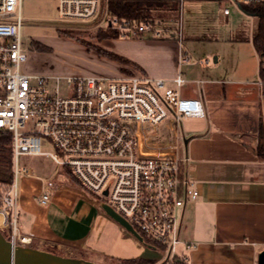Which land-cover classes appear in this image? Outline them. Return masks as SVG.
Listing matches in <instances>:
<instances>
[{"label": "built area", "instance_id": "built-area-1", "mask_svg": "<svg viewBox=\"0 0 264 264\" xmlns=\"http://www.w3.org/2000/svg\"><path fill=\"white\" fill-rule=\"evenodd\" d=\"M65 21L102 17L120 37H178L183 31L158 26L153 19H119L108 13V0H54ZM238 4L262 0H234ZM230 9L225 8V13ZM22 0H0V130L12 134L13 182L0 204L2 226L19 236L20 176L37 177L42 205L52 202L60 177L73 174L82 187L108 203L144 237L156 241L172 264L191 242L182 238L183 213L200 191L188 173L183 120L204 116L199 97L185 96L181 71L168 86L142 72L117 75L42 74L25 70L29 51L23 40ZM191 61L182 50L180 64ZM45 142L54 150L44 151ZM50 156L48 177L34 173L33 157ZM107 192V193H105ZM29 238V237H28Z\"/></svg>", "mask_w": 264, "mask_h": 264}, {"label": "crops", "instance_id": "crops-1", "mask_svg": "<svg viewBox=\"0 0 264 264\" xmlns=\"http://www.w3.org/2000/svg\"><path fill=\"white\" fill-rule=\"evenodd\" d=\"M240 25L228 41H249L254 47L252 34L256 26L246 30L249 40H241L234 37ZM127 38L132 40L123 44L126 48L119 51L122 55L139 63L144 74L163 78L169 86L175 85L173 78L181 71L188 82L183 94L199 97L204 106V116L193 117L196 123L191 129L183 122L190 156L188 173L200 194L184 210L181 235L191 246L181 245L180 252L189 264H258L259 253L264 250V160L257 155L259 125L264 117L260 54L254 47L256 75H237L240 66L226 61L221 54L214 56V69L222 62L215 75L202 68L184 75L183 66L193 64H180L181 51H188L179 40ZM127 38L105 39L104 43L115 50L113 41ZM155 49H161L163 55H150ZM61 183L57 181L48 205L38 203L36 195L22 198L21 233L40 242L71 244L98 254L110 253L118 259L142 257L133 256L139 250L138 239L107 214L100 202L88 200L76 188ZM101 211L119 233L117 246H103L104 251L90 246L94 221Z\"/></svg>", "mask_w": 264, "mask_h": 264}, {"label": "rangeland", "instance_id": "rangeland-1", "mask_svg": "<svg viewBox=\"0 0 264 264\" xmlns=\"http://www.w3.org/2000/svg\"><path fill=\"white\" fill-rule=\"evenodd\" d=\"M106 0H104L105 5ZM230 9L229 14L224 13V8ZM23 40L29 51V59L24 65L25 70L42 74H104L117 75L120 73L134 74L138 73L133 66L117 62L104 56H99L96 51L89 50L87 44L105 46L104 40L99 32L107 28V23L102 21V17H97L88 21L70 20L65 21L61 18L57 2L54 0H22ZM153 21L160 27L170 28L172 31L182 29V43L191 56V64L184 65V75L202 68L205 73L215 75L218 73L220 65L214 69V56L221 54L226 61H231L240 66L237 75H256L257 53L251 42H230L228 39L239 24H246L253 29L256 26L257 18L249 16L241 10L239 4L234 0H180L179 13L175 17H157ZM204 36L205 39H196L193 36ZM214 35L215 39H212ZM143 38L153 37L152 33L145 32ZM170 38V37H165ZM179 40L178 37L175 38ZM32 40L40 41L52 48L50 52L34 51L31 49ZM132 38L118 39L113 41L115 52L123 51ZM180 41V40H179ZM181 42V41H180ZM117 49V50H116ZM111 50V49H109ZM214 52V54H211ZM157 53L163 55L161 49L151 50L150 55ZM148 55V54H147ZM209 59L207 62L206 59ZM223 61V59H222ZM236 61V62H235ZM235 62V63H234ZM214 73V74H213ZM148 75V74H147ZM150 76V75H149ZM255 78H257L255 76ZM169 86V84L167 83ZM187 129H191L196 123L193 117H187L183 120ZM44 151L54 150L53 145L45 142L42 146ZM7 153L0 150V169L12 171V166L6 162ZM34 173L39 176H50L54 170L55 164L50 156L38 154L33 157ZM62 186H71L79 190L86 199L96 200L99 197L92 192L80 188L70 182L69 179L60 177ZM7 188L5 184H0V204L3 191ZM19 206L22 205V198L37 196L41 192V181L37 177L20 176L18 179ZM37 200V198H36ZM38 202V200H37ZM39 203V202H38ZM22 208L19 209L18 226L21 227ZM56 214H58L56 212ZM103 211L99 213L94 221L90 246L96 245L100 251L103 246L116 247L119 233L113 229ZM3 219L0 216V232L3 236L11 239L12 228L2 226ZM21 235H26L21 233ZM27 236V235H26ZM106 241V242H105ZM16 244L39 248L53 253L83 259L102 264H123L124 259H118L111 256L110 253L98 254L96 251H86L82 247L74 246L61 242H40L37 239L29 237L28 241H23L16 237ZM139 250L133 256H142L153 258L160 261L164 253L159 248H153L136 240ZM101 247V248H100ZM181 246H178L180 250ZM113 249V248H112ZM132 257V256H131Z\"/></svg>", "mask_w": 264, "mask_h": 264}, {"label": "trees", "instance_id": "trees-1", "mask_svg": "<svg viewBox=\"0 0 264 264\" xmlns=\"http://www.w3.org/2000/svg\"><path fill=\"white\" fill-rule=\"evenodd\" d=\"M241 9L248 14L254 15L257 17V25L252 34V42L257 52L261 57V69L260 75L264 82V0L260 2H249V3H240ZM180 0H108V13L110 16L118 17L119 19H129V20H145V19H154L157 17H175L179 13ZM248 26L244 23L240 25L239 30L235 33L236 39L249 40L250 37L246 33ZM101 38H119V30L114 29L110 26H107L106 29H101L99 32ZM89 50H94L99 56H104L109 59L121 62L130 66H133L138 71L144 73L143 67L134 60L129 59L128 57L100 47L87 44ZM31 49L34 51L41 52H50L52 48L40 41L32 40L30 42ZM263 97H264V83H263ZM0 150L6 152V162L12 166V134L10 132L0 130ZM257 155L260 159L264 160V117H262L259 125V140L257 147ZM66 175L70 182L74 185L83 188L80 182L76 177L67 172ZM13 182V173L12 171H6L0 169V184L8 185ZM146 240L150 243H153L160 247V244L156 241H153L146 237ZM157 260L153 258L145 257H132L126 258L123 261V264H156ZM172 264H189L187 258L183 256H177Z\"/></svg>", "mask_w": 264, "mask_h": 264}, {"label": "water", "instance_id": "water-1", "mask_svg": "<svg viewBox=\"0 0 264 264\" xmlns=\"http://www.w3.org/2000/svg\"><path fill=\"white\" fill-rule=\"evenodd\" d=\"M107 193V192H105ZM101 207L119 222L126 230L134 235L140 242L155 248L156 246L147 243L144 237L134 228V226L108 203H101ZM43 259H47L49 264H102L98 262L62 256L51 251L39 248H29L16 244L13 238L8 239L0 232V264H45ZM258 264H264V250L259 253Z\"/></svg>", "mask_w": 264, "mask_h": 264}, {"label": "bare ground", "instance_id": "bare-ground-1", "mask_svg": "<svg viewBox=\"0 0 264 264\" xmlns=\"http://www.w3.org/2000/svg\"><path fill=\"white\" fill-rule=\"evenodd\" d=\"M25 240L28 241L29 238L27 237ZM43 262H44L45 264H49V263H50L47 259H43Z\"/></svg>", "mask_w": 264, "mask_h": 264}]
</instances>
